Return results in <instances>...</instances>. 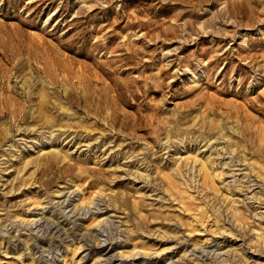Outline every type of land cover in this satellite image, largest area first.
I'll list each match as a JSON object with an SVG mask.
<instances>
[{
    "label": "rangeland",
    "instance_id": "obj_1",
    "mask_svg": "<svg viewBox=\"0 0 264 264\" xmlns=\"http://www.w3.org/2000/svg\"><path fill=\"white\" fill-rule=\"evenodd\" d=\"M0 98V264H264V0H0Z\"/></svg>",
    "mask_w": 264,
    "mask_h": 264
},
{
    "label": "bare ground",
    "instance_id": "obj_2",
    "mask_svg": "<svg viewBox=\"0 0 264 264\" xmlns=\"http://www.w3.org/2000/svg\"><path fill=\"white\" fill-rule=\"evenodd\" d=\"M241 6H243V5H241ZM150 91H151V89H150ZM152 92V91H151ZM44 98V97H43ZM1 99V98H0ZM4 109V108H3ZM3 112H5V111H3ZM1 113H2V111H1ZM16 113V112H15ZM15 113H13V114H15ZM12 114V113H11ZM16 115V114H15ZM14 116V115H13ZM1 117V116H0ZM3 117V116H2ZM3 133H5V132H3ZM6 133H7V131H6ZM5 133V134H6ZM218 133H219V131H218ZM4 136H6V135H4ZM246 145V144H245ZM247 147V146H246ZM54 150V149H53ZM48 152V151H47ZM242 153V152H241ZM51 158V157H50ZM204 161V160H203ZM205 165H206V163H205ZM207 166V165H206ZM211 171V170H210ZM252 173V172H251ZM263 174V173H262ZM255 175H256V173H255ZM214 176V175H213ZM259 176H260V174H259ZM263 177V176H262ZM257 178V177H256ZM214 179V178H213ZM215 180V179H214ZM87 236H89V235H87ZM86 239H88V238H86ZM88 241V240H87ZM43 243V242H42ZM132 255V254H131ZM124 257V256H123ZM111 262L112 261H109L108 263H105V264H111ZM239 262V261H238ZM242 262V261H241ZM114 264V263H113Z\"/></svg>",
    "mask_w": 264,
    "mask_h": 264
}]
</instances>
